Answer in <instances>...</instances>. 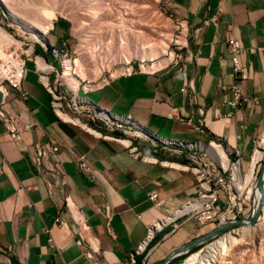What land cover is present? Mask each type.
<instances>
[{
	"label": "crops",
	"instance_id": "crops-1",
	"mask_svg": "<svg viewBox=\"0 0 264 264\" xmlns=\"http://www.w3.org/2000/svg\"><path fill=\"white\" fill-rule=\"evenodd\" d=\"M169 9L186 23V44L195 55L181 66L193 78L197 104L181 93L183 76L173 65L117 75L82 91V96L113 116L129 117L152 136L173 143L199 141L204 148L216 141L230 158L231 151L238 150L245 169L264 135V0H169ZM212 17L217 24L204 25ZM56 26L52 36L63 47L64 27ZM227 34L246 49L240 62L247 79L241 86L246 95L257 98L248 108L232 110L225 104L233 82ZM21 89L25 98L9 90L5 107L21 121L33 122V127L13 139L0 123V252L9 264H90L84 255L88 247L102 264H129L131 254L135 264H157L215 228L213 223L197 226L184 211L196 196V178L185 169V149L175 153L171 146L154 156L156 162L142 161L120 143L60 122L31 64ZM199 122L203 133L195 130ZM28 143L59 145L66 193L55 178L34 167ZM82 155L90 172L78 169ZM152 192L162 204L148 199ZM59 216L68 229L56 223ZM168 217L178 228L163 224L148 239V228Z\"/></svg>",
	"mask_w": 264,
	"mask_h": 264
},
{
	"label": "built area",
	"instance_id": "built-area-1",
	"mask_svg": "<svg viewBox=\"0 0 264 264\" xmlns=\"http://www.w3.org/2000/svg\"><path fill=\"white\" fill-rule=\"evenodd\" d=\"M2 20L3 18H0V30L11 41L0 42V123L4 126L9 137L13 139L21 138L33 127V122L21 121L5 107V97L9 90L17 92L20 99L25 98L26 94L22 91L21 84L24 80L27 65L31 64L37 75L38 83L50 96V110L60 122L77 126L87 133H90L85 129V127H88L97 132L99 137L109 138L117 143H120L121 140H126L128 141V145L124 147L128 149L132 156L142 161L156 162L157 160L154 156L167 151L171 146L176 147L173 150L175 153H181L180 149H185L189 162L185 169L196 178L195 199L187 202L183 206V208L185 206L188 207L189 219H194L198 226L213 223L216 227L228 222H237L235 219L242 208L241 194L234 189L233 179L234 166L241 165V157L238 150L231 151L234 158L228 157L222 151L227 159V166L224 168L219 162L220 159L207 151L211 146L221 148V145L216 141L209 142L205 148L199 141L173 143L172 141L148 134L145 129L139 127L129 117L113 116L97 108L87 98L79 95V86L76 91H73L62 80L63 59H70L69 51L64 47L56 48L50 43L48 33L52 30V27L44 34L40 32L32 35L21 32L14 34L7 30ZM11 21L17 23L16 20ZM209 21L217 24V19L212 17L209 20H205L204 25ZM175 24L177 31H179V36L176 37L178 40L183 30L186 33V23L183 20H175ZM199 30V28L195 29L194 33L196 34ZM185 37L184 44H180L178 41L175 42V51L172 52V59L167 65H173L176 68V72L183 76L181 93L187 97L192 105H196L197 95L193 78L186 75L184 68L181 66L182 62L186 60L191 61L195 55L187 46ZM225 46L229 55L231 76L233 78L232 84L227 88L225 104L232 110L251 107L256 103L257 98L246 95L241 86V82L247 79V73L240 62L241 56L246 49L242 46L239 39L230 34H227L225 37ZM183 50L185 51L184 54H182ZM250 52H253V50H250ZM54 61L57 62V65L54 64ZM153 71L150 69L146 70L140 65L135 69L133 65L129 64L119 75L125 76L136 72L149 73ZM110 79L111 77L107 81ZM81 90L86 91L87 89L82 86ZM89 103L94 107H91ZM228 117L230 115H226L225 118ZM70 119H77V121L83 124V127L72 123ZM202 126V122H199L195 130L203 133ZM129 134L131 137L128 138ZM263 142L264 135L256 142V147L251 156L252 158L257 151L262 154L261 159L255 163V166L259 165L262 168L264 166L262 161L264 156ZM28 149L31 152V162L34 167L44 174L51 175L55 178L56 183L66 193L67 183L61 169V162L58 158L59 145L52 143L45 146L39 143H28ZM200 153H204V155ZM251 158L249 163L252 160ZM77 166L80 171H91L84 155L78 158ZM227 173L230 174L231 185L226 183V179H228ZM230 186H233V189ZM221 193L224 194V200L220 203ZM148 199L156 205H160L163 202L157 200V194L155 192L150 193ZM195 204L196 206H194ZM103 216L106 221L110 219V211L107 205L104 206ZM228 217L231 218V221L227 220ZM55 221L62 228L68 229L67 222L60 216ZM167 223H173L174 229L179 226L172 217H168L159 221L155 226L148 228L147 238L149 239L155 230ZM6 254L10 256L12 253ZM84 255L91 261L90 264H102L96 255Z\"/></svg>",
	"mask_w": 264,
	"mask_h": 264
},
{
	"label": "rangeland",
	"instance_id": "rangeland-1",
	"mask_svg": "<svg viewBox=\"0 0 264 264\" xmlns=\"http://www.w3.org/2000/svg\"><path fill=\"white\" fill-rule=\"evenodd\" d=\"M7 1L8 0L6 1L3 0V2L6 4L4 5L2 0H0V18H3L2 22L4 23V26L7 28V30L10 33H14V34L15 33L19 34L21 32V33H29L30 35H32L35 33L36 34L39 33V31L35 29H30L27 24H22L19 20L14 18V16L10 15L8 9L7 10L5 9L7 5L8 7H12L15 12L17 11L16 12L17 15L19 14L21 17L23 15L25 16L26 13H28L29 11H30L29 14H31L32 9L36 7L35 4L37 5L39 4L41 9L42 7L47 8V6L50 10L52 9V11L54 12V18L51 21L52 30H50L48 33L49 34L48 39L54 47L56 48L61 47V42H59V40H57L55 36H52L54 30L57 27L56 25L60 23L64 27V32H65L64 35L67 36V42L64 44L63 47L69 51V58L71 59L72 62L71 73L80 82L79 85L80 96H82V90H81L82 86H84L85 89L87 90L94 89L105 83V81H107L109 77L113 78L121 74L125 70V68L129 66V64L133 65L135 69L138 67V65H143L144 66L143 68L146 70L148 69L156 70L161 67H164L172 59V55H173L172 52L175 51L174 50L175 42L178 41L180 44H184L185 30L181 32V36L178 40L176 38L177 36H179V31H177L175 20H182V19L178 18L171 12V10L169 9V0H133L135 3H138L139 6L142 5V10L144 9L145 12L144 10H143L144 14H141L142 11L141 13L139 12L141 15H138L139 13L137 12L136 15L134 14L135 16H133L134 18L137 17L136 19L132 18L131 19L132 21L131 20L130 22L126 21L128 23H124V24L123 22L122 23L120 22L121 21L119 16L120 14H117L116 11V9L117 10L120 9L118 6L119 4H122L124 0H119V1L118 0L116 1L115 0H102V1L101 0H14L13 4H12L13 0H9L10 2L8 1L9 2L8 4ZM18 2L21 4L19 5ZM25 3L27 4V6ZM17 4L19 6H17ZM21 5H23L24 7ZM22 12H24L25 14ZM110 12L112 13L110 14ZM15 19L17 23H13L11 21ZM145 24L146 26H144ZM11 25L13 26L11 27ZM124 27H126V29ZM119 40L123 44L121 42L119 43ZM148 42L149 44H151L150 48L156 49L158 51V54L153 59H146L145 61H141L139 57L140 54L142 53L140 48L145 43L146 45L144 46H148L147 45ZM126 45L128 47H126ZM111 46L115 48L116 52L118 50L119 52L117 53L120 54L118 55L117 53H115L114 48ZM118 47L120 48L118 49ZM126 49H129L130 51H127ZM159 50L161 52H159ZM108 52H110L111 57L113 55L114 60H112V58L111 60H109L108 58H110V56L104 58V56L107 55ZM102 53L105 55H103ZM114 54H117L118 56L117 55L114 56ZM93 56H95V58H98L100 56L103 57L105 60L108 59V61L105 63V60H103L102 58L104 63L103 65H100V68H98L97 73H93L91 71L93 68L92 67L90 68L91 63H89L90 62L89 57H93ZM128 56L129 59L128 62L126 63L125 57ZM165 59H167L165 64L161 63L160 66L149 68V66H151L152 63L153 64L159 63ZM73 61L76 63V65H74ZM54 63L57 64L56 61H54ZM129 137H131L130 134L128 135V138ZM262 161H264V156L262 158ZM263 174L264 173L262 172V167H259V165L255 166V169L253 171L252 181L247 185L245 190H243L244 192H241L242 208L240 213L236 217L235 221H244L245 219L249 217L250 218L254 217L256 215V212L258 210V202L254 192V186L256 184L258 177L263 176ZM227 176L228 179H226V183L228 185H231L230 174L227 173ZM230 187L232 188L233 186ZM235 190L237 191V189ZM223 200H224V194L221 193L220 203ZM262 208H263V202L259 207L258 216L252 225H255L256 223H262L264 221ZM230 217L227 218L228 221H231ZM239 227L240 225L229 227L222 230L215 237L208 239L202 244L192 248L188 252L174 256V258H172L167 264H179L183 262L189 254L202 250L209 243L216 241L220 236L229 233L234 229H238ZM0 254L8 258L3 252H0ZM262 256L260 257V255H257V257L255 258L250 257L249 261L252 262L250 264H253L254 262L257 264L258 263L263 264L264 255Z\"/></svg>",
	"mask_w": 264,
	"mask_h": 264
},
{
	"label": "bare ground",
	"instance_id": "bare-ground-1",
	"mask_svg": "<svg viewBox=\"0 0 264 264\" xmlns=\"http://www.w3.org/2000/svg\"><path fill=\"white\" fill-rule=\"evenodd\" d=\"M8 1H7V4L10 2V1L9 2ZM2 2H3V0H2ZM120 2H122V1H120ZM13 3H14V0H13L12 4ZM3 4L6 5L4 2H3ZM18 4L20 5L21 3L18 2ZM18 4H17V6H19ZM31 4H32V2H31ZM29 5H30V3H29ZM35 5H36V7L32 9L31 14H29L30 13V11H29L30 9H29L28 10L29 12L26 13V15L27 14H29V15H27V16L26 15L25 16L23 15L24 17L23 16L21 17L19 14L17 15V13H16L17 11L15 12L14 9L12 7H8V5H7L8 8L6 7L5 9L6 10L8 9L9 14L12 15V16H14V18H16L17 20H19L22 24H27L30 29L38 30L40 33H43L44 34L52 26L51 21L54 18V12L52 11V9L50 10L48 8V6H47V8L46 7H42V9H41V7H40L39 4L38 5L35 4ZM113 5H114V3H113ZM21 6H23V5H21ZM26 6H27V4H26ZM90 6H91V4H90ZM118 7L121 9V11H120V9L119 10L116 9V11H117V14H120L119 15L120 16V19H121L120 22L121 23L123 22V24L124 23H128L126 21H129L130 22V20L132 18H134L133 16H135L137 12L138 13L139 12L141 13V11H142L141 14H144L143 13V10L144 9L142 10V5L139 6V4L138 3H135L133 0H124V2H122V4H119ZM12 9H13L14 12L12 11ZM144 12H145V10H144ZM22 13H24V12H22ZM111 13L112 12H110V14ZM140 13L138 15H141ZM114 14H116V13H114ZM136 18H134V19H136ZM141 21H144V20H141ZM138 22H139V20H138ZM144 26H146V24ZM124 28L126 29V27H124ZM151 29H153V28H151ZM131 32H132V30H131ZM120 40H119V43L122 41V40L121 41ZM3 41L8 42V41H11V40H10V38L7 35H5L0 30V42H3ZM144 45H146V43L143 44L142 47L140 48L141 49V52H142V53L140 52L141 54L139 56L140 59H141V61H145L146 59H153V58H155L156 55L158 54V51L156 49H154V48H150V45L151 44H149V42L147 44L148 46H144ZM111 47H113V46H111ZM111 47H109V48H111ZM120 47H118V49ZM124 47H125V44H124ZM126 47H128V46L126 45ZM108 50H110V49H108ZM114 50H115V48H114ZM114 50H112V51H114ZM126 50L127 51H130L129 49H126ZM114 52L117 53L119 51L117 50V52H116V50H115ZM159 52H161V51L159 50ZM163 52H164V50H163ZM117 54L119 55L120 53H117ZM117 54H114V56H116ZM103 55H105V54H103ZM108 56H110V58H108L109 60H111V58H112V60H114L113 55L111 57L110 52H108L107 55L104 56V58H106ZM93 57H89L90 62H89V60H88V62L91 63L90 68L91 67L93 68L91 71L93 73H97L98 72L97 71L98 68H100V65H103V63H104L103 60H105V59L103 57H100V56L98 58H95V56H93ZM102 58H103V60H102ZM108 59L105 60V63L108 61ZM128 59H129V56L128 57H125V62L126 63L128 62ZM167 59L162 60L159 63H154V64L152 63V65L149 66V68L160 66L161 63H164L165 64V62H166ZM75 62H74V65H76ZM140 66H143V65H140ZM71 67H72L71 60L68 59V58H64L63 59V73H62V76L61 77H62V80L71 89H73V91H76V89L79 86L80 82L78 81V79H76L72 75V73H71ZM89 104H90L91 107H94L91 103H89ZM70 121L72 123L78 124V125H80V126L83 127V124L80 121H77V119H70ZM85 129H87L90 133H93L94 135L99 136L97 132L89 129L88 127H85ZM120 144L123 145V146H127L128 145V141L121 140L120 141ZM262 144L264 145V142ZM208 151L212 155H214V156H216L217 158L220 159L219 162H220V164L224 168L227 166V159L225 158V154L222 152L221 148H219L217 146H211V147L208 148ZM261 157H262V154L259 151L255 152L254 155H253V157L251 158L252 159L251 162L248 163V165L245 168V170L242 169V166L241 165L240 166H237V165L234 166V169H233L234 186H235V189H237V192L238 193L241 194V192H244L243 190H245V188L247 187V185L252 181V179H253V171L255 169V163L258 162L261 159ZM261 183H262L261 184V187H258L255 184V186H254V192H255V195L257 197L258 205L260 206L261 203L263 202V208H262V210H263V215H264V174H263V176L261 178ZM194 206H196V204ZM186 210L188 212V207L187 206H185V208H184V211H186ZM249 218L245 219L242 222V224L240 225V227L238 229H234L233 231H231L229 233H226V234L220 236L216 241H213V242L209 243L202 250H199V251H196V252H194L192 254H189L185 258V260L183 262L179 263V264H250V263H252V262L249 261L250 257L255 258V257H257V255H260V257L262 255H264V245H263L264 244V221L262 223H256L255 225H252L250 223V221H248ZM90 252H91V250L88 247V251H86L84 254H90ZM260 257H259V259H260ZM262 258H263V256H262ZM262 258H261V260H262ZM135 263L136 262H135V259H134V255L131 254L130 255V263L129 264H135ZM0 264H9V259L6 258L4 255H1L0 254ZM255 264H257V263H255Z\"/></svg>",
	"mask_w": 264,
	"mask_h": 264
},
{
	"label": "water",
	"instance_id": "water-1",
	"mask_svg": "<svg viewBox=\"0 0 264 264\" xmlns=\"http://www.w3.org/2000/svg\"><path fill=\"white\" fill-rule=\"evenodd\" d=\"M0 100H1V94H0ZM264 163V161H263ZM262 172L264 173V166L262 168ZM261 178L262 176H259L257 181H256V185L258 187H261ZM259 205H258V210L256 212V215L254 217H251L249 219L250 223L253 224L254 221L256 220L258 213H259ZM243 221H237V222H228L219 226H216L214 229H212L211 231L205 233L204 235H201L200 237H197L187 243H185L184 245L180 246L178 249H176L175 251H173L172 253H170L169 255H167V257H165L162 261H160L157 264H167L172 258H174V256H177L179 254H183L185 252H188L189 250H191L192 248L202 244L203 242L207 241L208 239L215 237L216 235H218L222 230L229 228V227H234V226H238L241 225Z\"/></svg>",
	"mask_w": 264,
	"mask_h": 264
},
{
	"label": "trees",
	"instance_id": "trees-1",
	"mask_svg": "<svg viewBox=\"0 0 264 264\" xmlns=\"http://www.w3.org/2000/svg\"><path fill=\"white\" fill-rule=\"evenodd\" d=\"M196 250V249H195ZM13 264V263H12Z\"/></svg>",
	"mask_w": 264,
	"mask_h": 264
}]
</instances>
